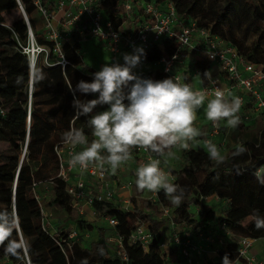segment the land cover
I'll return each mask as SVG.
<instances>
[{
  "label": "trees",
  "instance_id": "obj_1",
  "mask_svg": "<svg viewBox=\"0 0 264 264\" xmlns=\"http://www.w3.org/2000/svg\"><path fill=\"white\" fill-rule=\"evenodd\" d=\"M123 0H100V6H107L109 15L116 27L120 26V4ZM139 0H134L138 2ZM158 3L172 1L179 19L183 21L197 20L199 26L210 27L217 34L237 46L239 52L248 60L263 63L258 59L261 51V40L264 34V0H223L220 3H208L206 0H154ZM32 26L35 39L39 45H46L51 50L48 54L53 62L54 54L51 43L45 34L40 32L36 7L32 0H20ZM8 9H17L10 22L0 15V105L6 114H0V140H8L16 153L0 158V211L6 210L15 215V224L10 235L0 239V259L7 258L10 264H122L113 248L107 247L102 239L107 234L101 226H95L98 239L83 245L79 240L70 238V229H44L43 212L36 199L34 183L50 180L54 198L51 205H59L67 212L73 210L71 198L66 192L67 182L58 177V158L55 147L62 143V135L70 127L83 128L85 134L92 139L91 130L87 126V117L76 118L72 108L73 94L70 91L80 80L91 81L96 68L88 67L83 59L81 35L73 33L64 45V53L68 60L65 66L52 64L35 65L31 72L28 55L23 52L20 43L28 42V27L19 8L18 0H8L4 5ZM243 8L248 15V26L258 31L254 44L247 46L233 30V20L239 17ZM39 14V13H38ZM119 15V16H117ZM40 20L42 21V17ZM144 19L134 13L133 19L121 28V31L137 32V24ZM176 39L166 40L164 49L157 45L144 48L146 62H154L162 56H170L177 49ZM202 70L204 66L197 63ZM204 74V73H203ZM146 77V74H140ZM158 72L153 78L157 77ZM203 82L206 77L202 75ZM32 81V93L29 98V87ZM81 99H92L77 93ZM30 105V112H29ZM29 117V123L27 119ZM59 117L62 132L57 130L54 119ZM238 146L246 151L238 153L234 147L231 153L222 152L225 161L216 164L208 157L203 146L182 151L179 169H173L175 183L186 190L183 202L175 206L159 192L158 200L152 202L146 198L141 200L136 213L120 209L114 201H95L92 209L99 218L108 215L117 217L119 223L114 232L125 237V246L130 256L129 264H166L173 261L177 248L160 252L152 247L144 252L140 245L129 242L128 238L140 221H144L152 230L154 237H159L162 230L170 231V220L159 219L161 206H173V219L176 223L193 226L196 231H213L216 221L223 220L236 235L252 238L264 237V229L257 230L254 225L253 211L258 210L264 216V185L257 182L254 172L264 166V130L259 134L244 130L243 125L236 127ZM27 142V146H26ZM26 146L25 156L21 163L20 153ZM1 156V152H0ZM51 166L44 171V167ZM54 166V167H53ZM241 174H237V172ZM17 178V180H16ZM136 179V177H135ZM16 181V182H15ZM145 193V191H144ZM209 194L217 195L228 205L223 216L217 214L211 206L201 201ZM200 205L197 217H192L190 208ZM248 219L245 221V219ZM18 220V224L16 222ZM94 228L92 224H88ZM10 243H14L15 254L7 251ZM238 243L228 238L225 246L217 254L219 263L227 253L237 264H247L238 257Z\"/></svg>",
  "mask_w": 264,
  "mask_h": 264
},
{
  "label": "built area",
  "instance_id": "obj_2",
  "mask_svg": "<svg viewBox=\"0 0 264 264\" xmlns=\"http://www.w3.org/2000/svg\"><path fill=\"white\" fill-rule=\"evenodd\" d=\"M32 1L42 17L46 39L52 45L54 58L53 62L47 60V65L61 64L65 66L68 63L63 47L70 40L73 33L81 35L79 43L82 45L88 37L105 41L111 53L109 63H123L120 61L119 55L125 47L133 48L141 43L144 49L155 44L163 50L164 42L174 38L178 44L174 53L170 56H162L158 61L150 62L154 65H160L157 77L152 79L161 80L173 77L179 80L180 83L192 85L191 72L194 75L199 74V77L203 79V73L209 71V76L206 77L207 82L202 83L201 88L192 85L194 90L205 91L207 98L211 99L218 88L223 90L229 97H232L230 92L237 88L238 94L235 96L240 97L243 102L238 113L241 122L246 123L247 121L256 120L264 114V63L248 60L239 52L237 46L223 37L213 34L210 27L199 26L196 19L189 21L179 19L172 1L158 3L154 0H139L138 2L123 0L120 4L123 9L120 15L122 22L118 27L109 15L108 7L100 6V0ZM18 2L23 7L20 0ZM134 13L140 14L144 19L137 26V32L135 34L134 32H122L121 28L133 19ZM25 20L28 27V42L26 45L20 43V47L28 55L31 69H34L38 55L41 52H46L48 58L51 49L46 45L37 43L27 15ZM192 51L199 52L201 59L192 58ZM144 62L142 60L141 65L134 71L140 74L139 69ZM197 63L202 64L204 69L202 70L197 66ZM215 65L220 68L222 75L212 74V68ZM100 69H96V71ZM31 93L32 81L29 87V98H31ZM0 114H6V109L2 105H0ZM222 127L223 121L220 122L219 126H214L208 120V132L197 138L198 146L193 148L205 147L204 141L211 140L218 146L222 155V148L225 145L222 138ZM55 151L58 158L57 175L67 182L66 192L71 198V204L74 208L84 211V207L88 206L93 211L92 206L95 201H114L120 209L136 213L139 206L135 200L137 196L133 192L135 171L138 166L148 161L150 153L143 149H133L132 157L135 161V167L132 170L134 178L124 179L121 177L122 172L127 168L124 165L115 174H112L109 170L102 171L96 165H90L88 171L82 172L79 168L68 166L69 149L63 145V142L56 145ZM161 167L165 171H169L164 158H161ZM105 168L107 169V166ZM171 174L175 177L172 172ZM92 179H95L99 186L93 188L89 183ZM36 188L37 184L34 183L35 196L43 212V228L51 230L53 227L50 220L51 214L46 213L44 210L41 195ZM158 195L159 192H150L149 196H145V193L140 196L155 202L158 200ZM215 196L219 199L217 195ZM93 214H95L94 211ZM104 218L113 228L119 223L118 218L112 215ZM158 218L170 220V231L162 230L159 237L155 238L147 224L140 221L133 229L128 240L133 244L140 245L146 253L152 247H155L161 253L170 250L172 247L177 248L173 261L166 264H204L203 255H206L211 249L213 252L218 253L225 246L227 239H233V236L236 235L223 220L216 221L215 224H217L216 228L218 230L214 232L199 230L191 234L182 233L176 230V222L173 219L172 209L169 205L162 206V213ZM76 235L77 231L73 230L69 237L74 238ZM236 236H238V239H236L238 257L244 259L247 264H264V253L258 255L254 251L256 241L261 239L264 243V237ZM106 241L120 258L122 264H129L130 256L125 246V237L119 232H114L106 238ZM234 264L237 263L234 262Z\"/></svg>",
  "mask_w": 264,
  "mask_h": 264
},
{
  "label": "clouds",
  "instance_id": "obj_3",
  "mask_svg": "<svg viewBox=\"0 0 264 264\" xmlns=\"http://www.w3.org/2000/svg\"><path fill=\"white\" fill-rule=\"evenodd\" d=\"M145 55L143 47H134L133 53L122 54L123 63H105L92 73L90 82L80 80L72 86L74 115L77 119L88 118L92 139L83 128L70 127L63 133L62 142L69 149L68 166L82 172L96 165L102 171L115 174L132 159L133 149H143L150 153V158L135 171L137 189L152 193L163 190L170 202L179 206L186 190L174 182L170 171L161 167V158H174V149L187 151L198 146L197 138L203 133L195 126L196 114L206 101V118L214 126L226 121L229 128L240 125L238 113L243 102L238 96H227L219 88L214 97L208 99L205 91L194 90L192 85L180 83L173 77L145 78L134 71ZM203 75L208 77L209 71ZM77 93L95 98L81 99ZM204 145L211 161L218 165L224 163L225 157L215 143L205 140ZM236 151L243 153L246 149L238 146ZM254 176L264 185V166L258 168ZM253 220L257 230L264 229V216H260L258 210L253 211ZM14 224V214L0 211V230L10 235ZM7 251L15 254L14 243L9 244ZM222 264L234 262L226 253Z\"/></svg>",
  "mask_w": 264,
  "mask_h": 264
},
{
  "label": "rangeland",
  "instance_id": "obj_4",
  "mask_svg": "<svg viewBox=\"0 0 264 264\" xmlns=\"http://www.w3.org/2000/svg\"><path fill=\"white\" fill-rule=\"evenodd\" d=\"M223 0H206V4L210 3H220ZM8 3V0H0V15L3 16L7 22H10L12 18L14 17L15 12L17 9H8L4 5ZM120 10L123 11L122 7H120ZM36 17L39 20L38 27L40 28V32L42 34H45L43 29L42 21L40 20V16L38 13H36ZM233 30L235 34L240 38L247 46L251 47L256 37L258 36V31H256L254 28H251L248 26V15L245 12L243 8L239 10V17L234 18L233 20ZM137 47H142L137 46ZM133 48L125 47L122 52L119 55V59L121 62L123 61V53H133ZM82 55L85 64L88 67L100 69L105 63H109L111 60V53L108 50L107 43L105 41L97 40L89 38L87 41H85L82 45ZM37 56V55H36ZM258 59L259 61H262L264 63V34L262 36L261 40V51L258 52ZM47 53L41 52L37 57V65L40 66H46L47 65ZM151 64H146V61L142 65L143 68H150ZM152 66V65H151ZM196 81V87L201 88L202 84L200 83V80L195 79ZM205 112V111H204ZM203 111L198 113V115H201L200 119H202V115L204 114ZM55 124L57 126V130L62 132L63 128L61 125V121L59 117L54 119ZM28 124V119H27ZM244 126V130L250 133L259 134L264 130V114L260 115L256 120L253 121H247L246 124H241ZM236 128H229L226 126V121H223V127H222V138L225 141V145L222 148V152H225L226 154L231 153L232 149L234 147L238 146V139L236 137ZM25 150V146L22 148V151L20 153V158L23 156ZM176 155L174 158H164L166 165L168 166V169L170 172L173 173V169H179L180 163L182 161V151L180 149H174ZM0 152H1V160L7 161L9 155L15 154V149L11 146L10 142L8 140H0ZM131 164L135 166V161L132 157ZM128 166L127 163L124 164V166ZM54 167V166H53ZM51 166L44 167V171L50 170ZM174 175V173H173ZM133 177V172L126 168L124 172H122L121 177ZM175 176V175H174ZM134 178V177H133ZM91 186L93 188H96L98 185L97 181L95 179H92L90 182ZM36 190L41 195V203L46 211L47 208H51L52 213L50 216V220L53 223V227L51 230L56 229H70L71 231L76 230L77 235L74 236V239L79 240L83 245H90V243L94 240L98 239V233L96 232V225L101 226L104 228L105 231H107V234L102 237L103 240H105V243L107 244V247L109 248L110 245L107 243L106 238L110 237L114 233V228L109 225L108 221L105 220V218H99L97 215L93 214V211L89 209L88 206L84 207V211H80L79 208H73L71 212H67L65 209H63L59 205H51L54 198V192L52 190V182L50 180L43 181L38 183ZM133 192L137 196L135 200L138 203V206H140L141 200H143V196L141 197L142 191L138 190L136 187V184H134ZM150 192L145 190V196H149ZM201 201L204 203H207L211 206L212 210L216 212L217 218L223 216V212L227 207V203L223 200L217 199V197L214 194H209L206 197H202ZM176 206V205H175ZM171 209H173V206H171ZM192 217H197L196 214H198L199 211H201L200 205H193L190 208ZM162 213V206L159 208L158 214ZM174 215V212L172 213ZM250 218L245 219L247 221ZM216 223V222H215ZM213 225V231H217L215 224ZM88 224H92L94 228H90ZM176 230L182 232V233H188L191 234L197 229L193 226H186L185 224L176 223ZM233 239H238V236H233ZM204 264H218L219 258L217 257V254L213 252V250H209L206 255H203ZM0 264H10L7 258L0 259Z\"/></svg>",
  "mask_w": 264,
  "mask_h": 264
},
{
  "label": "crops",
  "instance_id": "obj_5",
  "mask_svg": "<svg viewBox=\"0 0 264 264\" xmlns=\"http://www.w3.org/2000/svg\"><path fill=\"white\" fill-rule=\"evenodd\" d=\"M139 23L137 24V26L139 25ZM138 45L141 46L142 44L139 43ZM192 58H198V60H199V59H201V55H200L199 52L192 51ZM148 63L151 64L152 66L150 65V68H143V69L140 68L139 69V72H140V74L141 73L142 74H146V77L145 78H153L154 74H156L157 72H159L160 65H154V64H152L150 62H146V64H148ZM212 74H221L222 75V73L220 71V68L218 66H216V65L213 66V68H212ZM197 78H198V80H200V83L201 84L204 83L202 78L197 77L196 75L192 74V72H191L192 85L195 86V87H196V81H195V79H197ZM230 94H231V96H235L236 94H238V89L237 88H234L230 92ZM206 103H207V101L205 102V106L202 107V108H200L197 111V114H196L197 118H196V121H195V126L197 128H199L203 134H205V133L208 132V119L206 118V115H205V112H204L205 111V108H206ZM201 111L204 112V114L202 115L203 116L202 119H200L201 115H198V113H200ZM241 124H246V123L241 122ZM131 164H133L132 161H128L127 162V165H128L127 168L132 173L133 172L132 168L134 169L135 166H133L134 164L133 165H131ZM128 177H125L124 179H127ZM142 193H144V191H142ZM46 213L51 214L52 213L51 208H47ZM254 251L258 255H262L264 253V243H263V241L261 239H259V240L256 241V243L254 245Z\"/></svg>",
  "mask_w": 264,
  "mask_h": 264
},
{
  "label": "water",
  "instance_id": "obj_6",
  "mask_svg": "<svg viewBox=\"0 0 264 264\" xmlns=\"http://www.w3.org/2000/svg\"><path fill=\"white\" fill-rule=\"evenodd\" d=\"M19 1V0H18ZM19 3V2H18ZM19 8H20V10H21V12H22V14H23V17L24 18H26V11H25V9L23 8V7H21V5L19 4ZM31 72L33 73L34 72V69H31ZM28 123H29V121H28ZM26 146H27V144H26ZM24 156H25V152L23 153V156H22V159H21V163H22V161H23V159H24ZM16 180H17V178H16ZM16 182V181H15ZM16 222H17V224H18V220L16 219Z\"/></svg>",
  "mask_w": 264,
  "mask_h": 264
},
{
  "label": "snow or ice",
  "instance_id": "obj_7",
  "mask_svg": "<svg viewBox=\"0 0 264 264\" xmlns=\"http://www.w3.org/2000/svg\"><path fill=\"white\" fill-rule=\"evenodd\" d=\"M6 235L2 230H0V239H3V237Z\"/></svg>",
  "mask_w": 264,
  "mask_h": 264
},
{
  "label": "bare ground",
  "instance_id": "obj_8",
  "mask_svg": "<svg viewBox=\"0 0 264 264\" xmlns=\"http://www.w3.org/2000/svg\"><path fill=\"white\" fill-rule=\"evenodd\" d=\"M35 62V61H34ZM35 64V63H34Z\"/></svg>",
  "mask_w": 264,
  "mask_h": 264
}]
</instances>
